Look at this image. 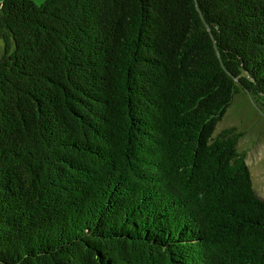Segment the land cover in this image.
<instances>
[{
	"label": "trees",
	"instance_id": "obj_1",
	"mask_svg": "<svg viewBox=\"0 0 264 264\" xmlns=\"http://www.w3.org/2000/svg\"><path fill=\"white\" fill-rule=\"evenodd\" d=\"M239 89L264 0L0 1V264H264Z\"/></svg>",
	"mask_w": 264,
	"mask_h": 264
},
{
	"label": "rangeland",
	"instance_id": "obj_2",
	"mask_svg": "<svg viewBox=\"0 0 264 264\" xmlns=\"http://www.w3.org/2000/svg\"><path fill=\"white\" fill-rule=\"evenodd\" d=\"M33 1L40 4L44 0ZM227 127H234L239 133L237 147L245 152L253 188L258 196L264 197V106L261 101L239 89L217 122L214 135Z\"/></svg>",
	"mask_w": 264,
	"mask_h": 264
}]
</instances>
